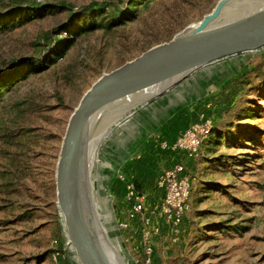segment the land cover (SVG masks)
<instances>
[{
  "label": "rangeland",
  "instance_id": "obj_1",
  "mask_svg": "<svg viewBox=\"0 0 264 264\" xmlns=\"http://www.w3.org/2000/svg\"><path fill=\"white\" fill-rule=\"evenodd\" d=\"M96 1H106L111 11H116L125 0H0V12L32 3L80 8ZM217 1L146 0L133 19L112 26L105 20L83 32L46 69L28 74L4 93L0 99V126L13 121L33 132L29 139L0 140V170L18 176L16 185H5L7 177L0 178V264H75L71 248L65 245L54 183L61 138L71 112L102 73L170 40L184 27L197 23ZM68 13L65 10L7 28L0 26V70L15 67L22 59L41 56L48 32L63 23ZM259 54L208 66L166 94V98L178 95L182 99L170 118L171 126H189L200 112L214 117L221 103L216 96L220 86L250 66ZM250 100L251 105L264 107V94ZM241 122L261 132L257 145L227 146L225 140H212L204 143L193 158L179 156L191 178L190 209L176 241L153 216V224H160L162 229L152 239V264H264V114ZM160 132L155 130L136 141L121 138L114 142L110 137L103 143L95 167V184L103 212L110 215L113 223L127 218V180L139 184L145 196V213L161 200L163 192L156 186L157 177L178 156L162 151L156 138ZM246 136L247 133L237 139L247 143ZM6 151L11 153L6 155ZM221 154L241 156V166L225 159L220 165L205 167L208 160ZM209 182L226 186L211 190ZM141 226L142 221L137 220L128 229L117 227L115 231L130 264H143ZM59 245L65 253L34 258Z\"/></svg>",
  "mask_w": 264,
  "mask_h": 264
},
{
  "label": "water",
  "instance_id": "obj_2",
  "mask_svg": "<svg viewBox=\"0 0 264 264\" xmlns=\"http://www.w3.org/2000/svg\"><path fill=\"white\" fill-rule=\"evenodd\" d=\"M263 50L264 0H218L197 23L102 73L83 93L68 118L54 172L55 203L75 264H130L95 184L109 135L202 69Z\"/></svg>",
  "mask_w": 264,
  "mask_h": 264
},
{
  "label": "trees",
  "instance_id": "obj_3",
  "mask_svg": "<svg viewBox=\"0 0 264 264\" xmlns=\"http://www.w3.org/2000/svg\"><path fill=\"white\" fill-rule=\"evenodd\" d=\"M145 1L146 0L122 1L116 11H111L112 8L106 1H96L80 8H68L63 4L55 3H32L27 6L11 7L6 13L0 12V26L2 28H7V25L15 26L30 19L57 14L65 10L69 11L65 21L48 32L47 42L43 44L44 51L41 56L22 59L17 66L7 70H0V99L15 83L24 79L28 74L46 69L50 63L64 54L66 50L74 44L76 38L83 32L100 26L105 20H107V23L111 26L125 23L135 17L138 7ZM98 18L99 21H97ZM259 53L256 60L250 66L245 68L242 72L235 74L220 86L221 88L216 96L221 98V103L219 104L218 112H215L214 117L211 116L213 119L212 131L207 137L208 140L205 139L200 147L204 143L206 144L212 140L220 142L225 140V145L227 146L230 143L232 145L237 143L241 145L254 143L253 145H257L259 143L261 132L255 127L241 122L248 118H260L261 115L264 114L263 106L256 105L255 103L253 105L250 104L252 96L264 94V50ZM253 54L254 53H247L239 56H251ZM32 132V128L20 127V125L12 121L10 125L0 126V140L19 141L20 139H29ZM246 133L247 136L245 139L247 143L240 142L237 139L238 136ZM8 153L11 152H5L6 155H8ZM225 159L240 166L241 164L239 163L243 160L241 156L236 157L221 154L218 158L216 157L213 160H208V164L205 167L208 168L209 165H220ZM11 164L16 167V163L13 162L12 158ZM8 165H10V162H8ZM3 177H7L8 180L7 182H3L5 185H16L18 183V176H14L6 170H0V178ZM134 183L137 190L140 191L139 184L136 181H134ZM207 186L211 190H218L225 188L226 185L209 182ZM16 188L17 187H15V189ZM231 197L239 201L236 197H233V195ZM188 202L190 209L189 199ZM53 253L63 254L65 250L63 246L59 245L58 248L48 249L40 255H35L34 258L41 260L43 257L52 255ZM142 262L144 264V260H142Z\"/></svg>",
  "mask_w": 264,
  "mask_h": 264
},
{
  "label": "built area",
  "instance_id": "obj_4",
  "mask_svg": "<svg viewBox=\"0 0 264 264\" xmlns=\"http://www.w3.org/2000/svg\"><path fill=\"white\" fill-rule=\"evenodd\" d=\"M210 104H207L209 107ZM213 119L205 112L197 114L195 120L173 140H160L162 149L179 152L186 158L197 155L200 145L210 135ZM121 176V175H120ZM156 186L162 190V198L153 209L145 213L144 194L137 190L134 180L125 181V199L128 203L127 218L117 223L118 228L128 229L131 222L142 221L140 244L144 264H151L154 255L152 239L161 232V223L167 227L173 240L179 239L184 217L189 209L191 178L182 162L165 168L157 177ZM155 216L160 224H153ZM58 253H54V257Z\"/></svg>",
  "mask_w": 264,
  "mask_h": 264
},
{
  "label": "crops",
  "instance_id": "obj_5",
  "mask_svg": "<svg viewBox=\"0 0 264 264\" xmlns=\"http://www.w3.org/2000/svg\"><path fill=\"white\" fill-rule=\"evenodd\" d=\"M167 95L161 97L160 99L153 102L150 106H148V107L144 108L143 110L137 112L134 116H132L123 125L116 128L109 135L108 139L111 137L114 142L120 141L121 138H123V139L126 138V140H127V138H129V140L134 139L133 141H136L135 139H137V138L140 139V136H142V137L150 136L151 134H153L152 132H154L155 130H160L161 132L156 135V138H158L159 140H161V139H166L169 141L173 140L176 136H178L188 126L184 127L181 124H179L180 125L179 127L174 126V128H173V126H171L172 121L170 122V118L175 112H177L176 109L180 108V105L182 103V99L177 94H175L177 96H173V97L169 96L170 98H166V97H168ZM174 103H175V105L173 106ZM195 118L194 119L190 118L191 119L190 123L193 122L195 120ZM177 129H179V130L175 131ZM128 132H129V134H128ZM106 143H105V145H106ZM162 151H164L167 154H170L171 156H174V155L178 156L177 157L178 159H176L175 161H173L172 163L167 165L165 168L171 166L172 164H174L176 162H182L181 159L179 158V156H184L183 154H181L179 152H172L170 150H165V149ZM184 158H186V157L184 156ZM187 159H189V158H187ZM130 161H132V160H130ZM185 220L186 219L184 218L183 224H185Z\"/></svg>",
  "mask_w": 264,
  "mask_h": 264
},
{
  "label": "bare ground",
  "instance_id": "obj_6",
  "mask_svg": "<svg viewBox=\"0 0 264 264\" xmlns=\"http://www.w3.org/2000/svg\"><path fill=\"white\" fill-rule=\"evenodd\" d=\"M91 178H89V180H88V183L87 184H89V186L91 185V180H90Z\"/></svg>",
  "mask_w": 264,
  "mask_h": 264
}]
</instances>
